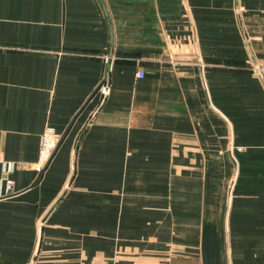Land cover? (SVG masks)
<instances>
[{
  "label": "crops",
  "instance_id": "obj_1",
  "mask_svg": "<svg viewBox=\"0 0 264 264\" xmlns=\"http://www.w3.org/2000/svg\"><path fill=\"white\" fill-rule=\"evenodd\" d=\"M263 53L264 0H0V264H264Z\"/></svg>",
  "mask_w": 264,
  "mask_h": 264
},
{
  "label": "built area",
  "instance_id": "obj_2",
  "mask_svg": "<svg viewBox=\"0 0 264 264\" xmlns=\"http://www.w3.org/2000/svg\"><path fill=\"white\" fill-rule=\"evenodd\" d=\"M253 71L264 81V53L260 58L258 64L252 67ZM144 75L143 72L139 71L137 73L138 77H142ZM102 95L107 93V85L101 84L99 87ZM63 136L61 133L56 132L52 128H46L40 136V146L38 159L34 163V168L37 171L42 172L43 169L47 167L49 162L51 161L55 151L61 143ZM13 191V181L5 177L4 179V196L12 194Z\"/></svg>",
  "mask_w": 264,
  "mask_h": 264
},
{
  "label": "water",
  "instance_id": "obj_3",
  "mask_svg": "<svg viewBox=\"0 0 264 264\" xmlns=\"http://www.w3.org/2000/svg\"><path fill=\"white\" fill-rule=\"evenodd\" d=\"M105 96V94L103 95V97Z\"/></svg>",
  "mask_w": 264,
  "mask_h": 264
},
{
  "label": "rangeland",
  "instance_id": "obj_4",
  "mask_svg": "<svg viewBox=\"0 0 264 264\" xmlns=\"http://www.w3.org/2000/svg\"><path fill=\"white\" fill-rule=\"evenodd\" d=\"M240 148V147H239Z\"/></svg>",
  "mask_w": 264,
  "mask_h": 264
}]
</instances>
